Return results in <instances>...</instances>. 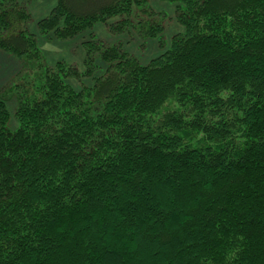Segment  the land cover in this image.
<instances>
[{"label":"trees","instance_id":"1","mask_svg":"<svg viewBox=\"0 0 264 264\" xmlns=\"http://www.w3.org/2000/svg\"><path fill=\"white\" fill-rule=\"evenodd\" d=\"M166 1L183 33L146 65L105 48L88 101L0 0V50L40 70L14 131L0 100V264H264V0ZM143 2L57 0L38 27L70 39Z\"/></svg>","mask_w":264,"mask_h":264},{"label":"rangeland","instance_id":"2","mask_svg":"<svg viewBox=\"0 0 264 264\" xmlns=\"http://www.w3.org/2000/svg\"><path fill=\"white\" fill-rule=\"evenodd\" d=\"M18 2L28 14L23 28L27 35L35 38L40 62L48 67L62 62L68 68H74L75 74L67 72L62 78L75 92H82L88 101L92 97L93 86L104 75L109 64L101 58L105 48H117L141 65H146L170 48L174 35L183 33L182 25L176 21L177 3L166 0H144L142 4L133 6L127 17L129 23L122 25L120 17H112L106 22L93 23L70 39H58L52 32L42 33L38 27V22L50 13L57 0ZM147 19L161 25L163 31L154 37L145 35L138 22ZM93 41L102 43L99 51H88L89 42ZM39 72L35 65H24L14 54L0 50V100L5 102L9 114L8 128L11 131L17 128L14 115L18 102L26 96H32ZM99 105L94 100L93 107Z\"/></svg>","mask_w":264,"mask_h":264}]
</instances>
